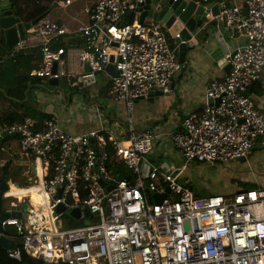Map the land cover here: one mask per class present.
Masks as SVG:
<instances>
[{
	"label": "built area",
	"instance_id": "1",
	"mask_svg": "<svg viewBox=\"0 0 264 264\" xmlns=\"http://www.w3.org/2000/svg\"><path fill=\"white\" fill-rule=\"evenodd\" d=\"M146 1L98 0L86 10L89 24L72 32L48 17L33 26L44 42L31 77L58 80L77 91H96L107 77L109 96L125 104L127 119L126 125L106 127L97 104L99 130L73 134L53 115L5 127L14 136L8 143L17 142L27 160L24 189L45 194L51 215L60 205L66 208L49 220L44 206L32 205L30 196L21 202L11 196L12 181L7 182V194L16 202L2 206L3 212L24 214L23 204L29 206L26 219L2 224L4 236L22 245L6 250L10 259L20 262L25 253L47 264H264V187L199 197L179 182L191 163L228 164L247 160L259 145L264 149V112L250 96L264 72V0H245V8L237 0L217 1L220 13L213 21L247 44L226 55L229 73L207 85L211 105L187 116L183 130L172 136L183 157L180 168L151 161L155 134L133 128L135 103L151 92L169 95L184 66L165 25L140 22ZM64 37L81 44L55 46ZM22 50L16 46L11 56ZM111 64L114 77L106 72ZM167 189L165 200L155 203L154 195ZM77 209L83 223L70 215ZM70 222L77 226L69 228Z\"/></svg>",
	"mask_w": 264,
	"mask_h": 264
},
{
	"label": "crops",
	"instance_id": "2",
	"mask_svg": "<svg viewBox=\"0 0 264 264\" xmlns=\"http://www.w3.org/2000/svg\"><path fill=\"white\" fill-rule=\"evenodd\" d=\"M97 1L98 0H70L69 3H67V0H61L56 2L58 4L56 8L62 7V9L66 10L68 14V25L72 24V22H78L79 25L67 27L66 24L62 22L63 19H58L56 22L59 21L58 23L65 25L70 32L88 25L89 18L86 10L92 7ZM151 1L158 3V0ZM188 1H195L198 5H200L201 2V0ZM217 1L218 0H211L206 6H199L194 14V18L198 22V28L196 30V35L189 41V48L183 64V70L174 80L172 92L169 95L153 96L150 100L147 98L140 99L134 105L132 120L135 132L139 133L146 128H150L156 136L155 148L153 155L150 157V160L155 164L165 166V164L168 163L172 168H180L183 163V157L175 148L172 142V136L183 130V123L187 116L192 113L200 112L206 106L211 105V102L206 97L207 85L212 80H221L228 74L229 64L226 61V55L247 44V40L238 36L233 30H228L222 25H213ZM237 2L245 8V0H237ZM8 5V0H1L0 13L2 10H7ZM32 29L33 28L27 32V40L24 45H20L24 52L21 72H26L31 67L36 69L41 63L42 57L40 47L44 40L42 37L38 36V34L34 33ZM167 35L170 43L176 46L177 42L170 35L168 29ZM66 38L67 37H64L59 42L55 43V46H61L63 40ZM69 42L73 44L74 48L79 47L81 44L79 40H71ZM3 52V50H0L1 55ZM29 58H32V62H29ZM66 60V68L69 70V58L66 57ZM0 63L2 64L3 62ZM106 80L107 77H102L96 91L99 93V96L103 97L107 102L106 107L101 106L106 114V127H108L109 124L115 127L114 124L118 121L119 124H123V122L117 118H122V111H124L123 115L126 116L127 111L123 102H114L109 96V91L105 89ZM36 86L39 85H33L31 87L30 96L25 106L23 105L24 102L19 103V101L8 98L5 92L0 89V125L2 124L1 122H4L11 114H23L31 110V96L34 97L32 91ZM250 96L256 108L264 112V72L262 73L261 80L251 88ZM88 127L89 128L85 125L81 127L76 123L70 122L68 126L69 130L66 131H72L70 133L73 134L87 133L92 130L101 129L102 124L99 122L93 123ZM62 128L64 129V127ZM112 131H115L113 127ZM11 143L14 144V142ZM259 151L261 159L264 160V149L261 145L253 150L252 153ZM250 176V174H245L240 178L229 177V179L231 178V182L235 180L236 182L234 184L237 186L239 185L237 191L246 190L241 186V183L252 184L257 188L261 187V185L256 180H252Z\"/></svg>",
	"mask_w": 264,
	"mask_h": 264
},
{
	"label": "rangeland",
	"instance_id": "3",
	"mask_svg": "<svg viewBox=\"0 0 264 264\" xmlns=\"http://www.w3.org/2000/svg\"><path fill=\"white\" fill-rule=\"evenodd\" d=\"M53 5L49 10L50 13L48 16L51 20L56 21L58 19H63L62 22L65 23L67 27L79 25L78 22H72V24L68 25V14L66 13V10L62 9V7L53 8ZM33 29L36 30L37 27H33ZM26 40L27 37L25 40H22L19 45H24ZM32 94L34 97L31 96L32 101L30 102V109L38 112H47L55 116L65 130H69L68 126L70 125V122L76 123L81 127L85 125L87 128L93 123H98L95 117V107L97 104L106 107L107 104L103 97L99 96V93L93 89L77 91L71 89L64 83H61L58 87H54L49 84L48 80H43L41 85L36 86L33 89ZM123 114L124 111L121 113L122 118L117 119L121 120L123 124L126 125L127 115L125 116ZM152 155L153 154L149 157ZM261 160V154L259 151L251 153L248 159L244 162L239 160L228 164H214L211 166L191 163L186 172L179 177V182L182 184L189 183V185H193L196 194H199L200 196L229 195L235 193L238 190L239 185L237 186L234 184L236 182L235 180H233L232 183L230 181L231 178L229 179V177L240 178L245 174H250L252 180H256L261 187H264V160ZM8 163H10L11 171H15L12 183L15 187L20 188L21 184L19 182L21 172L22 177L25 178L24 174L26 171L27 160L19 155L17 142H14V144L6 143L3 146L0 155V179H2L1 170ZM26 187H28V185H24L23 189ZM30 190L31 188H28V191ZM10 192L11 194H16L17 190L10 188ZM2 202H4V206L8 205L9 207L10 204L16 202V200L10 197L6 192L2 196ZM19 202H21V200H19ZM32 205L34 204L32 203Z\"/></svg>",
	"mask_w": 264,
	"mask_h": 264
},
{
	"label": "trees",
	"instance_id": "4",
	"mask_svg": "<svg viewBox=\"0 0 264 264\" xmlns=\"http://www.w3.org/2000/svg\"><path fill=\"white\" fill-rule=\"evenodd\" d=\"M61 0H8L9 5L7 7V10H11L13 14L20 20V22L23 23H32L33 21L37 19L46 18L48 16L49 10L51 6L59 2ZM1 2V0H0ZM7 10H2L0 13V21L4 17V14ZM129 22H132V19L128 20ZM169 39V38H168ZM66 38L63 40L62 44L63 46L69 48L71 46V42L67 41ZM170 42V41H169ZM0 50H3V54H0V89L5 92V95L8 98L14 99L16 101H19V103L24 102V106L27 104V100L30 96L31 87L33 85H41L43 83V80L37 79L34 77H31L30 73L34 69V67L29 68L26 72H21V69L23 67V59H24V52L20 51L19 53H16L14 56H11L14 52V49H9L6 43L5 38V30L1 28L0 24ZM29 62H32V58H29ZM106 86L105 89L109 91L111 89L112 83L109 79L106 80ZM63 84V83H62ZM28 95V97H27ZM28 109V108H27ZM51 114L47 112L42 111H31L28 110L27 112H24L23 114H11L4 122H1V130L5 129L6 126H10L15 123H22L26 119H35L40 122L44 121L45 119L51 118ZM12 139H5L0 143V155L3 150L4 144L8 143ZM2 180L9 182L12 181L13 175L15 171H11L10 169V163H8L2 170ZM16 182V181H15ZM21 184L20 188H17L19 190H22L27 193L28 196H30V201L35 206H45L48 204L46 197L37 194L32 191H28V189H22L24 185H27L26 178L20 177ZM189 184V183H188ZM12 185H14L12 183ZM191 189L195 192V188L193 185H189ZM241 186L245 188L246 190H253L257 187L252 184L248 183H241ZM196 196H200L199 194H196ZM209 196V195H207ZM2 206H4V202H2ZM77 223L70 222L68 224L69 228L76 227ZM13 235V230L6 232L7 235ZM14 239L15 245L17 247H21V242L15 238ZM0 264H45V262L37 259L30 258L25 253H23L22 260L16 261L13 259H10L8 257L7 251L3 248H0Z\"/></svg>",
	"mask_w": 264,
	"mask_h": 264
},
{
	"label": "water",
	"instance_id": "5",
	"mask_svg": "<svg viewBox=\"0 0 264 264\" xmlns=\"http://www.w3.org/2000/svg\"><path fill=\"white\" fill-rule=\"evenodd\" d=\"M58 6L57 3H54L53 8ZM203 7L204 5H198L197 2L188 0H158V3H154L151 0H147L144 6L143 14L140 18L141 23L150 24L153 20L159 21L165 25V27L169 30L170 35L176 40L179 45V59L182 64L185 62V57L189 48V41L196 35V30L198 28V22L194 18V14L198 10V8ZM220 10L217 6L216 12L214 16L218 15ZM41 19H37L32 23H23L13 14L11 10H7L4 14V17L1 19L0 24L1 28L5 30L6 35V43L9 49H14L18 46L22 40H25L27 37V31H29L34 25H36ZM214 26H217V22H213ZM180 35V39H177L176 36ZM113 62V60H112ZM57 64L54 67V71H56ZM231 69V66L228 65V73ZM107 74L110 77H114L116 73L115 65L111 64L106 69ZM49 84L54 87H58L60 85L58 80L50 79L48 80ZM164 94L160 91L151 92L147 97L141 99H151L153 96H163ZM219 101L216 103L218 104ZM14 136L9 134L7 131H2L0 133V143L4 139H10ZM126 145V144H125ZM255 150V149H254ZM246 159H241V161H245ZM179 170H176L173 173V176L178 175ZM35 173V171H34ZM9 189V186L6 184V181L0 183V248L5 250H12L15 247V243L13 240L4 236V228L2 224L7 219L17 218L21 219L27 218L26 212L29 209L28 204H23L22 213L15 214H7L2 210V196ZM111 188H109L110 190ZM169 193V189H167L164 194H156L153 199L155 203H162L167 194ZM66 208L63 205H60L57 210L52 214L51 218H55L57 214L65 213ZM71 216L75 217L80 223L84 222V218L82 217V213L80 210H74L70 213ZM47 264V263H45Z\"/></svg>",
	"mask_w": 264,
	"mask_h": 264
},
{
	"label": "bare ground",
	"instance_id": "6",
	"mask_svg": "<svg viewBox=\"0 0 264 264\" xmlns=\"http://www.w3.org/2000/svg\"><path fill=\"white\" fill-rule=\"evenodd\" d=\"M11 184H12V183H10V188H14L15 190H17L16 194H11V192L9 191V194H10L11 196H15V197L19 198L20 200H22L24 197H27V196H28L26 192L17 189L14 185L12 186ZM31 189H32L33 192L39 194V193H38V190H37L36 188H31ZM40 195L46 197L47 202H48V197H47L45 194H40ZM47 207H48V204L44 206V208H45L44 214L47 216V218H48L49 220H51V216H52V215H51V213H50V210H49Z\"/></svg>",
	"mask_w": 264,
	"mask_h": 264
},
{
	"label": "flooded vegetation",
	"instance_id": "7",
	"mask_svg": "<svg viewBox=\"0 0 264 264\" xmlns=\"http://www.w3.org/2000/svg\"><path fill=\"white\" fill-rule=\"evenodd\" d=\"M1 182H3V180H2V179H0V183H1ZM6 184L8 185V183H7V182H6Z\"/></svg>",
	"mask_w": 264,
	"mask_h": 264
}]
</instances>
